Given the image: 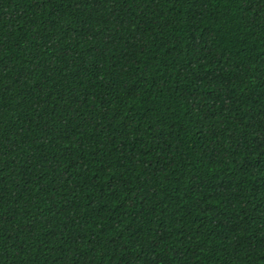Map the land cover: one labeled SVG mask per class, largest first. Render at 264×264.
I'll list each match as a JSON object with an SVG mask.
<instances>
[{
    "label": "trees",
    "instance_id": "trees-1",
    "mask_svg": "<svg viewBox=\"0 0 264 264\" xmlns=\"http://www.w3.org/2000/svg\"><path fill=\"white\" fill-rule=\"evenodd\" d=\"M0 264H264V0H0Z\"/></svg>",
    "mask_w": 264,
    "mask_h": 264
}]
</instances>
